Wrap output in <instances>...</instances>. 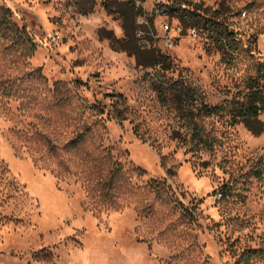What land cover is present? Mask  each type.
Returning a JSON list of instances; mask_svg holds the SVG:
<instances>
[{"label":"rangeland","instance_id":"1","mask_svg":"<svg viewBox=\"0 0 264 264\" xmlns=\"http://www.w3.org/2000/svg\"><path fill=\"white\" fill-rule=\"evenodd\" d=\"M245 1L216 0L219 15L203 12L210 28L171 49L152 41L171 57L164 68L113 46L110 35L125 37L115 3L109 11L102 0H0V19L1 6L11 10L0 26V82L13 88L0 91V264H264V111L259 132L205 116L212 147L190 149L189 124L164 89L185 77L211 104L244 95L259 58L239 15ZM227 24L239 40L219 39L216 28ZM118 92L131 108L124 120L108 112ZM93 102L105 112L90 110ZM85 119L105 124L114 158L146 169L131 177L120 208L95 212L81 179L60 172L39 139L43 132L62 146ZM152 179L170 188L169 201Z\"/></svg>","mask_w":264,"mask_h":264},{"label":"trees","instance_id":"2","mask_svg":"<svg viewBox=\"0 0 264 264\" xmlns=\"http://www.w3.org/2000/svg\"><path fill=\"white\" fill-rule=\"evenodd\" d=\"M102 1L109 11L112 10V3L117 4L118 10L124 15L123 27L125 37L118 38L108 35L111 37L113 46H119L130 53H134L139 63L147 65L162 63L164 68H168L169 66H166V63L171 59L168 54L161 53L155 46H142L139 43L137 37L139 24L136 16L137 13L141 12L140 8H137L135 3L131 1ZM1 9L5 11V14L0 19V26H8L11 22L9 19L11 10L3 6H1ZM197 9H201L204 13L211 12L217 15L221 12L220 8L212 9L211 7L201 6L196 7L194 10H182L175 7L173 12L186 24L203 26L209 29L210 24L208 20H205L203 14L197 12ZM216 29H218L217 36L220 40H226L228 37L232 38V31L227 26L223 29L219 27ZM228 44L229 42L227 41L225 46H228ZM142 49H146L147 51V61L142 60L140 57ZM255 64V76L250 78L249 88L244 95L238 99L235 97L233 99H226L222 103H208L199 88L185 77L168 80V85L164 86V89L168 88L176 95L180 109L183 111L181 112V117L186 119L191 129V141L194 143V146H191L190 149H194L195 147L208 149L212 147L215 136L211 135L201 123V119L205 116L228 115L230 124L234 125L240 120H244L255 132L263 129V122L258 116L260 112L264 111V84L261 82V79L264 77V72H262L264 65L259 60ZM76 82L77 85L81 84L79 79ZM56 87L59 88V82L56 83ZM10 89L0 82V91L2 90L3 93H6L10 92ZM160 94L163 100L167 99L163 90L160 91ZM115 95L113 109L108 110V112L119 120L129 118L131 108L125 95L121 92ZM88 108L94 111L95 114H103L106 110V107L98 102L89 104ZM83 113H85L84 110L80 113V119H84ZM251 119L259 121L260 126H253ZM105 129V124L100 120H82L74 129L73 135L62 146L57 145L48 134L38 132L40 135L39 139L43 141L47 147V151L57 158L58 170L60 172H72L81 179L89 198V205L97 213L102 212L104 209L122 207V195L130 189L131 177L146 172V169L140 165L131 163L127 166L124 162L114 158L112 146H105L103 144L102 136ZM135 129L141 135L139 125H136ZM254 173L257 176H261L263 172L261 169H256ZM148 184L161 200L169 201L171 199L170 188H167L164 182L152 179Z\"/></svg>","mask_w":264,"mask_h":264},{"label":"built area","instance_id":"3","mask_svg":"<svg viewBox=\"0 0 264 264\" xmlns=\"http://www.w3.org/2000/svg\"><path fill=\"white\" fill-rule=\"evenodd\" d=\"M135 3L141 12L137 16L138 28L137 37L142 46H150L151 42L160 37L158 41L163 43L167 49L173 48L178 39L185 34H200L207 31L203 26L186 24L173 12L175 7L179 9H192L196 7H211L216 0H152L151 6L148 8V0H124ZM149 11V12H147ZM197 12L203 14L201 9ZM239 15L245 19L249 26V44L253 52L258 50V60L264 65V0H246L245 4L239 9ZM155 18H161L162 32L157 34V23ZM227 27L232 31V39L239 40L240 33L238 28L229 24ZM231 45V44H230ZM229 46V45H228ZM264 72V70H262ZM264 84V77L261 79ZM264 110V107H263Z\"/></svg>","mask_w":264,"mask_h":264}]
</instances>
